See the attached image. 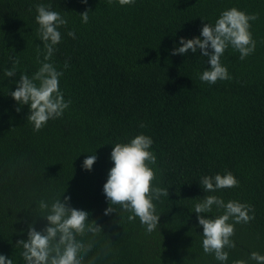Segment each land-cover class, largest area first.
Listing matches in <instances>:
<instances>
[{
    "label": "trees",
    "instance_id": "16d2710c",
    "mask_svg": "<svg viewBox=\"0 0 264 264\" xmlns=\"http://www.w3.org/2000/svg\"><path fill=\"white\" fill-rule=\"evenodd\" d=\"M38 4H50L68 20L49 62L63 72L59 87L71 104L35 132L27 120L30 106L10 93L21 74L31 78L38 71L37 49L44 58ZM232 7L258 14L250 21L256 49L240 60L229 46L220 60L232 79L208 84L199 79L211 67L208 57L199 49L172 51ZM85 10L87 24L80 16ZM9 57L18 60L12 77L5 75L13 66ZM140 134L151 137L157 157L150 165L152 186L169 192L153 201L160 216L150 234L119 206L104 214L112 149ZM92 154L97 160L88 171L83 161ZM229 171L238 187L204 191L203 176ZM208 195L254 206V220L235 224L236 247L225 248L224 264H256L250 254L264 255V0H135L123 6L119 0H0V255L24 264L17 242L27 240L29 225L37 231L48 225L39 202L68 196L72 208L89 212V222L102 228L78 237L93 241L83 264H222L203 251L194 212ZM223 211L213 205L200 215L216 218Z\"/></svg>",
    "mask_w": 264,
    "mask_h": 264
},
{
    "label": "clouds",
    "instance_id": "9594fccd",
    "mask_svg": "<svg viewBox=\"0 0 264 264\" xmlns=\"http://www.w3.org/2000/svg\"><path fill=\"white\" fill-rule=\"evenodd\" d=\"M135 0H119L120 5H131ZM87 3V0H82ZM111 5L113 0H107ZM89 11L80 14L84 24L89 22ZM35 17L39 25L38 35L43 41L44 58L40 60V50L37 49L38 71L30 78L21 74L12 98L20 105H29L30 114L27 120L33 124V131L39 132L50 119L62 117L69 108L71 101H65L64 94L59 87V78L63 76L53 63L49 62L55 46L61 42V33L58 29L66 27L68 20L59 12L51 10V5H36ZM258 14H246L244 11L232 7L224 10L215 24L206 23L201 29L200 36L192 39H180L179 47L172 51V55H186L189 50L196 53L197 49L203 56L208 57L210 69L203 71L199 79L208 84H215L218 80H231L228 69L221 64V56L231 46L239 52V59L245 60L256 49V41L250 31V21H256ZM203 20V19H202ZM68 36L75 39V32L68 31ZM202 37V38H201ZM211 49V51H209ZM12 68L5 72L7 77L15 75L17 59L9 57ZM69 64L65 62L64 68ZM38 82V83H37ZM17 111H20L17 108ZM141 128L147 125L141 123ZM153 140L151 137L140 134L127 143H116L112 149L110 159L113 167L108 172V178L103 186V192L109 203L105 215L117 212L115 206L129 212L127 219L134 222L139 218L140 223L146 226V232L151 233L158 225L159 216L156 214L154 200L161 196L168 197V189L153 187L152 181L156 179L155 171L150 165H155L157 157L150 151ZM97 160L95 154L89 155L83 161V168L91 171ZM206 192H216L220 189L239 186V181L229 171L226 174L203 176L200 180ZM70 197L65 196L54 200L51 205L46 201L39 202V209L44 212L40 215L46 218L48 225L37 231L29 225L27 240H19L17 246L22 247L21 253L24 264H83L85 256L92 250L93 241L87 243L78 237L91 233L93 236L102 232V228L94 221L89 222L90 213L72 208L69 205ZM213 205L223 209V214L216 218H205L201 213H210ZM195 213L200 226L203 227V251L214 254L217 261L226 262L229 253L225 248L234 249L235 242L231 239L235 235V224H247L255 219V209L251 204L229 201L227 203L220 197L208 195L195 204ZM252 215H249V213ZM234 223H229V220ZM250 259L256 264H264V255L252 252ZM0 264H13L12 259L0 255ZM233 264H245L242 260Z\"/></svg>",
    "mask_w": 264,
    "mask_h": 264
}]
</instances>
